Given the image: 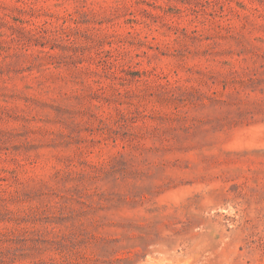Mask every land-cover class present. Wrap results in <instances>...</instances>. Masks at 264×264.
<instances>
[{
  "label": "rangeland",
  "instance_id": "obj_1",
  "mask_svg": "<svg viewBox=\"0 0 264 264\" xmlns=\"http://www.w3.org/2000/svg\"><path fill=\"white\" fill-rule=\"evenodd\" d=\"M0 264H264V0H0Z\"/></svg>",
  "mask_w": 264,
  "mask_h": 264
}]
</instances>
